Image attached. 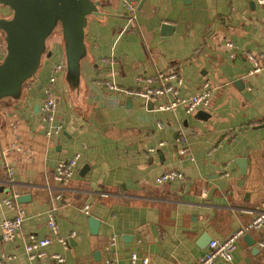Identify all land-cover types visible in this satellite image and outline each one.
<instances>
[{
    "label": "crops",
    "instance_id": "0c3cea01",
    "mask_svg": "<svg viewBox=\"0 0 264 264\" xmlns=\"http://www.w3.org/2000/svg\"><path fill=\"white\" fill-rule=\"evenodd\" d=\"M125 1L99 0L100 13L87 16L78 84L66 80L64 40L56 27L46 40L51 53L43 54L21 98L0 99V222L23 211L13 238L5 239L0 228V259L11 255L5 264H56L50 252L64 253L66 264H130L131 252L134 264L143 256L148 264H195L207 237L227 236L264 205V71L250 73L245 53L264 51V5L137 0L129 14ZM11 14L0 3V17ZM2 43L0 30V57ZM171 68L182 76L181 97L208 78L209 104L190 113L182 103L160 109L170 95L150 102L99 82L136 88L138 74ZM48 85L56 100L50 122L40 110ZM179 134L189 141L188 153L181 152ZM77 152L72 177L59 185L52 176L56 162ZM5 164L13 170L11 182ZM170 169L184 178L156 182ZM13 193L28 197L7 206L2 198ZM50 212L60 235L75 234L66 247L54 240L44 257L31 259L24 245L31 234H51ZM90 215L99 220L95 234ZM249 235L255 245L262 236L259 230ZM232 264H264V248L253 252L243 234Z\"/></svg>",
    "mask_w": 264,
    "mask_h": 264
},
{
    "label": "built area",
    "instance_id": "2783aa9c",
    "mask_svg": "<svg viewBox=\"0 0 264 264\" xmlns=\"http://www.w3.org/2000/svg\"><path fill=\"white\" fill-rule=\"evenodd\" d=\"M257 1L264 5V0ZM125 6L127 12H129V14H133V12L136 10L137 0H126ZM224 45L228 48L236 49V45L231 41H225ZM245 53L252 63V66L249 70L250 73L264 71V51H245ZM103 61L112 62L113 58L103 57ZM60 68H62V65L57 64L56 69ZM53 80L54 77L51 76L50 81L52 82ZM136 80L139 83L136 88L122 87L111 79H99V82L105 85L108 89L123 91L125 93L141 97L145 101L150 102L156 101L163 95H170V99L168 101L158 103L157 107L160 109H173L179 103H182L184 105V110L190 113L201 107L207 106L211 98V81L208 78L203 80L201 89H199L197 92L187 97L179 96V86L183 79L181 74L176 69L172 68L168 70H159L154 74H138L136 76ZM44 91V97L40 106V110L43 118L50 122L54 119L53 112L56 100L53 96L51 85L45 87ZM61 127V123L53 125L55 131H59ZM176 139L182 143L181 152L188 153L190 151V145L186 136L184 134H179L177 135ZM149 149L152 150L153 148L150 147ZM78 157L79 153L77 152L67 159H60L56 162L52 175L56 183L61 186L67 184L69 179L72 177ZM4 168L8 175L7 181L11 182L13 180V170L11 166L6 164ZM183 178V172L176 169H170L159 174L155 180L158 183H162L169 180ZM16 196L17 193L6 195L2 198V201L7 206H12ZM60 197L61 192L55 193V199H59ZM82 210L85 213H89V204L85 203L82 206ZM22 219V209H19L14 216L4 218L0 222L2 236L5 239L13 238L21 226ZM47 222L50 227L51 234L42 237H37L35 234H31L29 240L24 245V251L31 259H39L44 257L47 254L45 246L54 240L60 242L64 247H66L70 238H72L75 234L74 231H70L68 235H60L58 232L55 216L52 212L49 213ZM250 230H259L261 232L262 236L257 239L256 245L259 248H264V205L262 208L256 211L250 220L234 229L227 236L221 239L211 238L204 253L197 259L195 264H216L217 261H222L224 264H232L233 252L236 247L237 239ZM113 238L114 237H112V239ZM49 255L56 264H66V256L64 253L50 252ZM10 257L11 255H8L3 259H0V264H5V261L10 259ZM136 259V252H131L130 264H134ZM113 260L114 258H110L109 262L112 263ZM148 261V257L143 256L141 258L140 264H148Z\"/></svg>",
    "mask_w": 264,
    "mask_h": 264
},
{
    "label": "water",
    "instance_id": "95a60500",
    "mask_svg": "<svg viewBox=\"0 0 264 264\" xmlns=\"http://www.w3.org/2000/svg\"><path fill=\"white\" fill-rule=\"evenodd\" d=\"M0 3L12 10L11 16L0 17L5 43V53L0 58V99L21 98L23 85L36 73L43 54L51 53L47 50L46 40L56 27H60L64 40L66 80L70 85L78 84L80 61L86 55L84 27L89 14L100 13L99 0H0ZM169 26L162 24V28ZM27 197L28 194L17 195L16 200L22 202ZM88 224L91 233L95 234L99 220L90 215ZM244 238L251 244L253 252L259 251L249 232ZM206 240L208 244L211 237Z\"/></svg>",
    "mask_w": 264,
    "mask_h": 264
},
{
    "label": "rangeland",
    "instance_id": "374dc122",
    "mask_svg": "<svg viewBox=\"0 0 264 264\" xmlns=\"http://www.w3.org/2000/svg\"><path fill=\"white\" fill-rule=\"evenodd\" d=\"M3 46H4V49H3V52L5 53V43H4V40H3ZM2 58V57H1Z\"/></svg>",
    "mask_w": 264,
    "mask_h": 264
}]
</instances>
